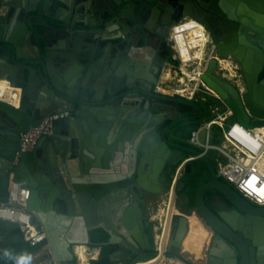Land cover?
<instances>
[{"label": "water", "instance_id": "1", "mask_svg": "<svg viewBox=\"0 0 264 264\" xmlns=\"http://www.w3.org/2000/svg\"><path fill=\"white\" fill-rule=\"evenodd\" d=\"M186 17L203 26L211 43V56L198 62L200 79L237 122L264 126V0H0V79L20 89L17 107L0 100V202L11 181L29 188L27 208L59 264L78 263L74 247L90 245L95 228L109 235L108 255L122 239L137 257L143 250L152 254L156 235L145 195L174 184L176 168L189 156L198 157L185 165L196 160L210 173L196 192L199 217L243 251L234 234L242 226L224 222L206 205L205 192L214 189L242 215H255L263 233L264 205L222 180L211 158L188 144L204 119L203 104L153 89L166 64L179 69L181 63L172 52L151 63L147 52H158ZM226 17L232 34L224 36ZM227 56L242 63L246 87L220 74ZM63 111L70 114L55 120L52 134L13 165L19 133ZM0 224V264H25L20 254H2L9 244L25 242L19 226ZM187 225L184 216L172 219L168 253L179 255ZM136 258L121 261L134 264ZM117 261L97 256L90 264Z\"/></svg>", "mask_w": 264, "mask_h": 264}, {"label": "built area", "instance_id": "2", "mask_svg": "<svg viewBox=\"0 0 264 264\" xmlns=\"http://www.w3.org/2000/svg\"><path fill=\"white\" fill-rule=\"evenodd\" d=\"M179 25L174 26L173 30ZM172 44L175 47L177 57L180 60L181 66L179 69L174 68L173 72L177 73V81L180 77H185V80L190 82L192 88L188 95L180 93H172V95L181 96L200 103H205L207 98L218 100L219 104H210L208 106L210 119L204 117L200 126L193 130L190 134L188 144L199 149L202 155L209 156L215 163L217 175L229 185L233 186L242 196H245L249 201L257 205H264V133L260 132L264 126L246 127L237 122H229L230 117H233L232 110L220 99V97L211 89H209L200 79L203 65H199V59H191L185 62L178 52L175 39L172 36ZM211 51L207 57L211 56ZM214 55V53H213ZM198 61V62H197ZM189 69V64L193 63ZM185 66L187 71L190 70L198 77L193 79L187 78L184 75L182 67ZM177 86H182L177 82ZM20 91V89H19ZM68 111L54 113L46 118L36 127L28 128L20 132L18 137L17 149L13 165L17 163L21 154L32 151L38 140L42 136H49L53 132V122L59 118L68 116ZM207 119V120H206ZM217 128L222 137L221 144L212 143L213 128ZM204 133V141L201 140V134ZM211 151H216L214 157L210 156ZM198 156H189L182 164H180L174 174L173 182L175 183L181 176L183 167L189 160H194ZM257 177L260 182L254 183L253 191L255 196L241 191L249 177ZM7 198L0 202V223H13L19 226L24 241L34 248V258L36 261L33 264H59L54 261L50 245L46 238V233L39 223L33 221V214L27 208V202L30 197L28 187H23L19 183L11 181L7 189ZM158 237V238H157ZM168 235L165 231H161L156 235V249L158 254L152 259H157L166 250ZM95 252L97 250H94ZM93 251V252H94ZM98 253L93 255L88 252L87 262L90 264L92 259L97 258ZM149 261V260H148ZM145 261L144 263H146ZM79 264V262H78ZM134 264H139L134 262Z\"/></svg>", "mask_w": 264, "mask_h": 264}, {"label": "flooded vegetation", "instance_id": "3", "mask_svg": "<svg viewBox=\"0 0 264 264\" xmlns=\"http://www.w3.org/2000/svg\"><path fill=\"white\" fill-rule=\"evenodd\" d=\"M189 22L195 23L196 21H188V23ZM222 24L223 25L221 26V30L223 31V35H231L232 26L228 17H226ZM155 28L157 30L161 29H159L157 26H155ZM173 28L174 26L171 27L170 33H172ZM172 36L175 40L178 38L174 33L172 34ZM153 39L157 38H152L151 42H154L152 44L159 46L160 38H158V40ZM159 48L160 49L158 50V52L154 54H152L150 51L147 52V57H151L152 59L151 63L156 64L158 61L164 62L168 59V55L170 53L169 49H165L162 44ZM225 59H230V61L233 60L235 62L236 74L232 75L231 78L225 75H223V77L226 78V80H229L234 86L238 87L239 89L246 87V80L244 77L245 72L242 63L232 56H227ZM166 66L173 67L170 64H166L160 75V79ZM225 70L226 72H228L227 68H225ZM157 85L153 86L154 91L162 93V90H158ZM205 113L206 111L204 110V117ZM163 123L166 124L167 120L163 121ZM213 164L214 169L217 173L216 165L214 162ZM185 174H187L188 177L184 180L183 176ZM203 174L208 176V178L201 182ZM209 179L210 173L207 171V167L202 162L200 163L195 160L185 165L177 182H175L174 184L172 183V185L167 190L162 192L167 193L164 203L166 205V202L168 201L166 216L159 217L157 215L155 218H153V216L155 215L154 212H156V201H149L148 197L155 195H145L146 217L148 222H150V224L148 223V226L151 225L152 229L155 230V233L156 230H158L159 232L165 231L169 237L172 227V219L175 216H184L188 219V231L180 248L179 255H172L171 253H168L167 250H165L160 255V257L157 258L156 262H161L162 264V261L164 259H175V262L177 264H242V261L243 264H264L260 262V258L264 257V231L263 233L259 232V227L261 225L263 226V224L255 220V215L252 214L248 217L246 215H242V213H240L232 204L224 201L217 190L208 189L205 192L206 205L214 214L220 216V218H222V220L226 223L228 222L235 225L236 227H239L240 225L242 226L243 231L234 229V234L242 241L244 246L243 251L238 249L227 237H225V235L218 234L208 223L204 222L199 217L195 201L196 192L198 188ZM194 191L195 194L192 198L191 194H193ZM210 197L212 198V206L209 203ZM124 202L127 207L130 206V204L133 202L130 195L126 196ZM158 202L160 203V201ZM163 217H165L164 220ZM246 217L248 219H251L249 223L246 222ZM156 224H159L157 228ZM102 234L107 235L106 239H102L104 236ZM191 234L193 235V238L189 237V235ZM187 240H190V242H188L190 248L189 250L185 251V254H183L182 249L185 243H187ZM108 242L109 235L101 228H95L90 231V245H88L87 247L92 250H97L96 252L98 253L99 258L110 256L113 260H120L117 262H124L125 264H129L131 260L121 261L122 259H132L138 256V254H133V247L131 246V244L124 242L123 239L121 242L115 243L117 249H115L108 255L109 251L111 250V248L106 246ZM260 247H262V249H260ZM128 249L129 251H127ZM31 251V247L26 242L11 243L8 245V247H5L3 249L2 254L7 258H10L12 256L15 257L16 254H20L23 257L22 260L24 261L25 258L31 255ZM137 251L139 252L141 250L139 249ZM149 252L150 251L147 250L142 251V253H145L144 255H150V258L146 259L145 261L154 258L158 254L156 243L154 244L153 253L149 254ZM192 255H194L195 258L191 257ZM139 257H137L135 261H137ZM117 262L113 264H116Z\"/></svg>", "mask_w": 264, "mask_h": 264}, {"label": "rangeland", "instance_id": "4", "mask_svg": "<svg viewBox=\"0 0 264 264\" xmlns=\"http://www.w3.org/2000/svg\"><path fill=\"white\" fill-rule=\"evenodd\" d=\"M211 49H212L211 48V43H210V41L207 40V43H206L205 48H204V53H203L202 59L207 58V56L210 53V50ZM199 61H201V60H199ZM224 62L227 63V65L229 66V68H228L229 71H228V74L227 75L224 72H222V71H220V74L222 76L225 75V76H228V77L231 78L232 75H235L236 74V69H235L236 64H235V62L233 60L230 61V59H228V61H227V59H225ZM192 65H194V63L189 64V67L188 68L190 69L192 67ZM167 69H169L168 71L171 72L172 67L171 66H167ZM182 69H185V68H182ZM186 72H188L189 74H186L185 76H187V78H190V76L192 75L191 74V71L190 70L187 71V69H186ZM173 77H178L177 73L173 72V74H172V72H171L170 75H168V77H167L168 79H165V78L162 79L161 78L160 79V83H161L160 85L162 87H164V88H167L168 87V89H169V91L171 93H173V92H184V93H187L188 90L186 89V87L191 86L190 85V82L187 81V80H185V77H180L178 79V81H179V83L184 84V85L177 86L176 87L178 81H177V78H173ZM184 80H185V82H184ZM182 82H184V83H182ZM210 104L211 105L212 104L216 105V104H219V102H218V100H216L214 98H211V97L210 98H207L206 104L203 105L204 110L206 111V114L208 113V116L205 114L207 116V119H210L211 118V116H209V109H208V106ZM233 121H235V118L234 117H230L229 122H233ZM212 133H213L212 143L221 144L222 137L220 135L219 130L214 127ZM201 140L204 141V133L201 134ZM215 155H216V151H211L210 156L211 157H214ZM159 195H160V197H159L160 203L158 202L159 206H157V205H155V206L157 208V210H156L157 214L159 215V217H162V216H166L167 215V205H168V201L166 202V205L164 204L165 203V200H166L167 193H160ZM149 207H150V204H149ZM164 219H165V217H163V220ZM158 226H159V224L156 226V228ZM155 234L156 235H159L160 232L158 230H156V233ZM189 237L190 238H193V235L191 234V235H189ZM188 242H190V240L189 241L187 240V243H185V245H184V247L182 249V253L183 254H185V251L186 250H189V248H190ZM80 247L82 248V251L81 252L76 251L75 253H76V255L78 257V260L80 262H82L83 264H87L86 262H87V259H88V252H92L93 255H96L95 254V251L92 250V249H89L87 246L81 245ZM191 257L195 258L194 255H192ZM149 258H150V255H143V256H140L137 260L140 261L139 264H142L144 262H141V261H144V260L149 259ZM175 261H176L175 259H170V260L164 259L162 261V264L163 263H165V264H177ZM136 263H137V261H136ZM73 264H78V263L74 262ZM116 264H125V263L124 262H117ZM151 264H161V262H156L155 261L154 263H151Z\"/></svg>", "mask_w": 264, "mask_h": 264}, {"label": "bare ground", "instance_id": "5", "mask_svg": "<svg viewBox=\"0 0 264 264\" xmlns=\"http://www.w3.org/2000/svg\"><path fill=\"white\" fill-rule=\"evenodd\" d=\"M173 33L177 35L178 37L175 40V45H176L178 52L181 54L185 62L193 58L202 60L204 48H205V45L208 39L206 37L204 28L201 24H199L198 22H195V23L186 22L183 24H179V26L172 31L171 35ZM221 63L224 66V68H227L228 70L229 66L227 65V63H225L224 60ZM182 68H185V69H182L184 71V75L189 74L188 72H186L187 68L185 66H183ZM191 74L192 75L190 76V79H193L194 77H196V73L194 74L193 72H191ZM0 82L1 83L7 82V86L5 87L2 86V84H0V100L9 102L14 105L18 104L19 93H20L19 89L13 88L12 86H10L9 82L6 80L0 81ZM158 86H159V83H158ZM158 86H157L158 90L161 91V87L159 88ZM186 89L188 91L192 90L190 86L186 87ZM260 132L264 133V128H261ZM156 260L157 259H152L142 264H151V263H154ZM86 263L88 264V262ZM79 264H83V263L79 261Z\"/></svg>", "mask_w": 264, "mask_h": 264}, {"label": "crops", "instance_id": "6", "mask_svg": "<svg viewBox=\"0 0 264 264\" xmlns=\"http://www.w3.org/2000/svg\"><path fill=\"white\" fill-rule=\"evenodd\" d=\"M188 21H195L192 17H186V18H184V19H182L177 25H179V24H183V23H186V22H188ZM163 42H162V45H163V47H165V49L166 48H168L169 49V51L170 52H172V55H173V58H175V57H177V54H176V51H175V47H174V45L171 43L172 42V35H171V33L169 34V36H167L166 38H165V40H162ZM152 43H154V42H152ZM221 67H222V72H224L225 74H227L228 72H226V70H225V68H224V66L223 65H221ZM174 68L172 67V70H173ZM169 69H167V66L165 67V69H164V72H163V75H162V79L163 78H165V79H168L167 77H168V75H170V73L172 72V74H173V71L171 70V72H169L168 71ZM0 81H3V80H1L0 79ZM184 82H185V80H184ZM184 82H182V83H184ZM178 83H179V81H178ZM0 84H2V86H7V82H3V83H1L0 82ZM161 83L159 82V88L161 87V90L163 91L162 93H164V94H169V95H172V93L169 91V89H168V87L167 88H164V87H162L161 85H160ZM182 85H184V84H182ZM3 87V88H4ZM191 91H187V93H184V92H177V93H180V94H182V95H188L189 93H190ZM173 93H175V92H173ZM203 105L205 104V103H202ZM15 106L17 107L18 106V104H15ZM206 114V113H205ZM207 116H208V113L206 114ZM205 115V118H207V116ZM159 197H160V195H155V196H149L148 197V199H149V201H156V205L158 206V204H157V202L159 201ZM156 210H157V208H156ZM154 216H153V218H155L158 214H157V212H154ZM159 216V215H158ZM0 228H1V224H0ZM81 245H77V246H75L74 248H75V252L76 251H79V252H81L82 251V248L80 247ZM33 253H34V251L32 250L31 251V255H29L27 258H25L24 259V263L25 264H33L35 261H36V258H34V255H33ZM145 261V260H144ZM144 261H141V262H144ZM136 262V261H135ZM140 261H138L137 260V263H139Z\"/></svg>", "mask_w": 264, "mask_h": 264}, {"label": "clouds", "instance_id": "7", "mask_svg": "<svg viewBox=\"0 0 264 264\" xmlns=\"http://www.w3.org/2000/svg\"><path fill=\"white\" fill-rule=\"evenodd\" d=\"M260 182V179L257 177H249V179L246 181V183L243 185L244 188H241V191L250 195L249 192H251L254 196L256 195L255 192L253 191V186L254 183ZM245 197V196H244ZM246 198V197H245ZM247 199V198H246Z\"/></svg>", "mask_w": 264, "mask_h": 264}, {"label": "trees", "instance_id": "8", "mask_svg": "<svg viewBox=\"0 0 264 264\" xmlns=\"http://www.w3.org/2000/svg\"><path fill=\"white\" fill-rule=\"evenodd\" d=\"M207 178H208V176H206V175L203 174V177H202V179H201V182L204 181V180H206ZM197 187H198V186H197ZM195 190H196V189H195ZM194 194H195V191L193 192V194H191V197H192V198H193ZM193 200H194V199H193ZM102 235H104V236H103V238H102V237H101V238H102V239H104V238L106 239L107 235H106V234H102ZM31 249L34 251V248H31Z\"/></svg>", "mask_w": 264, "mask_h": 264}]
</instances>
